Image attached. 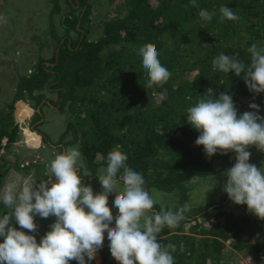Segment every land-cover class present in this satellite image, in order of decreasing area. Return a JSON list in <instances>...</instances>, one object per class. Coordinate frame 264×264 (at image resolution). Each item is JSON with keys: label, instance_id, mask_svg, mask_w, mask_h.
Here are the masks:
<instances>
[{"label": "trees", "instance_id": "16d2710c", "mask_svg": "<svg viewBox=\"0 0 264 264\" xmlns=\"http://www.w3.org/2000/svg\"><path fill=\"white\" fill-rule=\"evenodd\" d=\"M48 1L55 47L12 75V95L0 99V182L8 162L5 152L20 143L26 107L33 110L29 120L37 130L43 107L50 104L65 114L66 132L73 136L65 143L77 145L84 166L93 173L85 183L99 182L95 174L119 146L127 154V164L143 175L145 187L178 194L172 205L157 203V211L179 209L187 203L191 186L235 163L232 152L205 156L203 146L195 144L199 133L187 123L186 110L199 99L214 98L203 96L211 88L216 97L229 92L238 114L251 111L248 105L254 102L264 115V93L250 92L242 76L216 70L212 63L224 53L247 64L251 44L264 46V0H197L198 7L191 0H123L102 18L94 38L91 0ZM222 5L239 20H221ZM202 9L212 15L211 21L200 18ZM55 19L60 32L54 29ZM149 42L172 74L166 84L150 88L142 57L133 50ZM47 92H54L56 99L48 98ZM261 164L264 161L257 162ZM34 173L38 180L47 177L36 166ZM207 200L187 203L191 210L179 227L160 234L161 244L177 245L174 264H225L226 252L233 250L244 251L251 264H264V220L249 213L247 205H235V210L216 200L210 209L214 203ZM35 235L38 241L42 237ZM99 251L100 261L91 264H118L109 244Z\"/></svg>", "mask_w": 264, "mask_h": 264}, {"label": "clouds", "instance_id": "9594fccd", "mask_svg": "<svg viewBox=\"0 0 264 264\" xmlns=\"http://www.w3.org/2000/svg\"><path fill=\"white\" fill-rule=\"evenodd\" d=\"M198 7L197 0H191ZM188 7V5H185ZM221 20L238 21L228 6L219 9ZM204 21L212 15L200 10ZM142 57L148 79L147 87L166 84L171 72L162 66L153 43L133 49ZM247 64L236 56L220 53L213 68L243 78L248 90L264 93V46L252 43L247 49ZM128 70V69H125ZM207 99H199L187 108L186 120L198 133L196 145H202L207 158L219 153L235 154V163L223 171L227 177L222 191L236 205H247L249 213L264 220V165L250 163L251 146L264 152V116L254 102L251 111L238 114L229 92L218 97L209 88ZM255 97H253V100ZM127 154L119 146L106 157L107 165L95 174L101 191L95 192L85 178L92 177L82 162V153L72 147L57 154L49 163L47 179L39 182H9L0 192V264H91L104 246L105 232L109 251L118 264H174L177 245H163L159 236L165 228L179 227L191 210L184 204L177 210H155V189L150 193L143 175L127 164ZM215 183L205 193L212 190ZM115 193L113 206L118 212L113 226V212L108 203ZM55 217L49 230L38 241L35 217ZM179 250H184L183 243Z\"/></svg>", "mask_w": 264, "mask_h": 264}, {"label": "rangeland", "instance_id": "374dc122", "mask_svg": "<svg viewBox=\"0 0 264 264\" xmlns=\"http://www.w3.org/2000/svg\"><path fill=\"white\" fill-rule=\"evenodd\" d=\"M123 0H91L92 8L89 14L90 17V25L92 29L90 30V38H94L98 36L100 32L99 23L102 18L105 17L108 13H112V10L119 4H121ZM49 1L48 0H0V83L2 85V92L0 94V99L8 100L12 95V88L15 85V81H11V77L16 76V72H23L27 70L30 64L36 60V57L39 53L44 55H48L54 49V42L51 35V21L49 17ZM55 26L57 32L61 31L60 24L57 19H55ZM48 98L53 100L56 99V94L54 92L46 93ZM18 109L22 110L21 102L17 103ZM30 110L28 107L25 109L26 116L21 118L20 121V130L23 133L24 139L20 141L19 144H14L13 149L18 151L21 147L25 145H29V140H35L33 144L36 142L39 143V146L36 148L35 146H31L30 148H35L36 152H39V148L41 145L40 151H44L45 154H41L38 158V161L34 162L36 164H31L33 162H23L20 165H25L21 168V166H17L19 162L17 160L16 165L14 166L17 172L21 171L18 176H12L10 181L12 182H21V181H33L39 182L41 179L36 178V174L33 169L36 168L40 170V173L47 172L48 165L50 161L59 153H61V147L55 145L52 149L44 147L48 144V147L51 145L65 140L72 139L71 132L67 131L68 124L65 120V114L59 110L54 105H44L43 112L44 116L42 117V123L40 122L37 125V129L42 130L46 136L48 141L42 142L40 141L42 135L31 133L32 124H30ZM16 112V111H15ZM32 113V112H31ZM262 115V113H259ZM264 116V115H262ZM36 130V129H35ZM69 130V129H68ZM66 132V133H65ZM65 133V134H64ZM28 139V141L26 140ZM27 142V143H26ZM68 148L76 147V144L73 143H65ZM28 146V147H29ZM51 148V147H50ZM49 149V151H47ZM23 150V149H22ZM251 152L250 163L256 164L257 162L264 161V152H254L256 151L255 146H251L248 149ZM53 151V152H52ZM36 152H34V156H36ZM50 153H53L49 155ZM233 153V152H232ZM6 168H10V172L13 175V158L9 155ZM19 159V156H18ZM99 160V156H97ZM103 168L102 166L99 168ZM99 171V170H98ZM223 170H218L215 175L205 178L196 186H191L189 189L188 201L187 203H199L205 202L204 196L205 193L210 189V187L215 183V186L210 190L206 195V200L212 199V206L217 202L216 200H223L222 203L227 207H234L235 210H238V207L235 206L229 198L228 195L222 191L221 185L226 181L227 177L224 176ZM4 178V177H3ZM6 179V178H5ZM47 179V177H46ZM7 182V181H6ZM5 182V183H6ZM1 184L0 182V192H2L3 187L6 185ZM94 193L101 191L100 183L95 180H91L90 182ZM2 185V186H1ZM100 188V190H99ZM147 190L151 193L153 189H155V194L158 199L159 204H174L177 202L178 194L174 192H164L158 190L157 188L151 186L146 187ZM115 198V193H112L111 197H108V203L110 208L112 209L114 220L113 226L115 223V217L118 215L117 210L113 206V201ZM209 201V200H207ZM206 201V202H207ZM195 203V204H196ZM241 207V206H240ZM36 223L38 224V231L35 234L39 236H43L48 230L50 224L55 221V217L50 216L47 219H41L39 216L35 217ZM3 238L0 237V240ZM104 244L108 245L109 241L107 239V232H105V240ZM228 258L225 264H251V261L247 257L244 251L233 250L232 252L227 251ZM100 261V251L98 250L96 259L94 262Z\"/></svg>", "mask_w": 264, "mask_h": 264}, {"label": "crops", "instance_id": "0c3cea01", "mask_svg": "<svg viewBox=\"0 0 264 264\" xmlns=\"http://www.w3.org/2000/svg\"><path fill=\"white\" fill-rule=\"evenodd\" d=\"M32 112V111H31ZM31 112H30V114H31ZM26 116V115H25ZM27 117V116H26ZM38 130V129H37ZM37 130H35V129H32V131H30L31 133H37V134H39L40 132H38ZM42 131V130H41ZM20 133H21V131H20ZM41 135H42V137L40 138L41 140V142H42V138H43V142L45 143V141H48V139H47V136H46V134L44 133V134H42V133H40ZM24 135H23V133H21V139L18 141V142H20L21 140H23L24 139V137H23ZM25 140V139H24ZM26 140L28 141V139L26 138ZM34 141H36V139L34 140ZM33 140H29L28 141V143H30V146L29 145H25L24 147H21V149L20 150H18V151H15L14 149H13V146L14 145H12V147H11V151H6L5 152V156H6V159L8 160L9 159V157H7V155H9V156H11L13 159V169H12V172H13V175H12V173L10 172V168H6V171H5V173L3 174V176H2V179H1V184L2 185H4V183L5 184H7V183H9V182H12V181H10V179L12 178V176H18L20 173H21V171H19V172H17V171H15V170H20V169H16L14 166L16 165V162H17V160L19 161L18 163H17V166H21V168L22 167H24L25 165H20L22 162H23V164H26L25 162H36V161H38V158L41 156V154L44 152V151H40V149L42 148L41 147V145H40V148H39V152L37 153L36 152V150H35V148H30L31 146H35L36 148L39 146V144H40V142L39 143H35V144H33V142H34ZM63 142L64 141H60L59 140V142H57V143H55V144H53V145H51L50 147H48V144L47 145H45L44 147H47V148H49V149H52V147L53 146H55V145H58V146H60L61 147V145H62V147H61V153L62 152H64L66 149H67V145L66 144H63ZM27 143V142H26ZM29 146V147H28ZM23 149V150H22ZM49 149H47V151H49ZM34 152H36V156H34ZM49 152H51V151H49ZM53 152V151H52ZM43 154H45V152L43 153ZM51 154H53V153H50L49 155H51ZM18 156H19V159H18ZM25 161V162H24ZM32 164V163H31ZM33 171H34V169H33ZM4 177V178H3ZM6 178V179H5ZM1 185V186H2Z\"/></svg>", "mask_w": 264, "mask_h": 264}]
</instances>
